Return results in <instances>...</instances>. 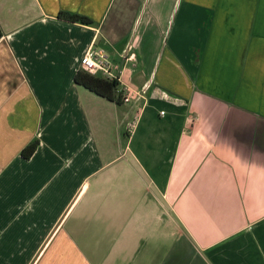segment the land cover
Returning <instances> with one entry per match:
<instances>
[{"label": "crops", "instance_id": "obj_1", "mask_svg": "<svg viewBox=\"0 0 264 264\" xmlns=\"http://www.w3.org/2000/svg\"><path fill=\"white\" fill-rule=\"evenodd\" d=\"M162 1L0 0V264H264V0Z\"/></svg>", "mask_w": 264, "mask_h": 264}, {"label": "trees", "instance_id": "obj_2", "mask_svg": "<svg viewBox=\"0 0 264 264\" xmlns=\"http://www.w3.org/2000/svg\"><path fill=\"white\" fill-rule=\"evenodd\" d=\"M60 15L71 21L82 22L86 24L92 23V20L84 15L70 12H60ZM1 34L2 33L0 29V37ZM75 81L109 100L115 101L117 103L123 102L124 95L120 89V82L117 79H110L100 74H92L81 68L75 75ZM37 145V141L29 144L23 150V155L25 157H30L35 151Z\"/></svg>", "mask_w": 264, "mask_h": 264}, {"label": "built area", "instance_id": "obj_3", "mask_svg": "<svg viewBox=\"0 0 264 264\" xmlns=\"http://www.w3.org/2000/svg\"><path fill=\"white\" fill-rule=\"evenodd\" d=\"M81 67L92 74H100L107 78L117 79L120 81L121 70H119V73L113 72L112 69L114 66L103 48L95 46L91 47L82 58ZM147 88L148 87L144 89V93ZM137 95L141 96V93L137 92ZM131 97L132 95L128 93L124 94L123 100L128 102L131 100ZM161 113L164 114L165 111H161Z\"/></svg>", "mask_w": 264, "mask_h": 264}, {"label": "rangeland", "instance_id": "obj_4", "mask_svg": "<svg viewBox=\"0 0 264 264\" xmlns=\"http://www.w3.org/2000/svg\"><path fill=\"white\" fill-rule=\"evenodd\" d=\"M162 4H163V8H165L164 6L167 5L165 0L162 1Z\"/></svg>", "mask_w": 264, "mask_h": 264}]
</instances>
